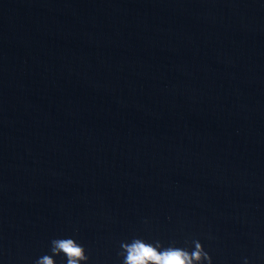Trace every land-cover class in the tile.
<instances>
[{
	"label": "water",
	"instance_id": "obj_1",
	"mask_svg": "<svg viewBox=\"0 0 264 264\" xmlns=\"http://www.w3.org/2000/svg\"><path fill=\"white\" fill-rule=\"evenodd\" d=\"M66 237L264 264V0H0V264Z\"/></svg>",
	"mask_w": 264,
	"mask_h": 264
},
{
	"label": "clouds",
	"instance_id": "obj_2",
	"mask_svg": "<svg viewBox=\"0 0 264 264\" xmlns=\"http://www.w3.org/2000/svg\"><path fill=\"white\" fill-rule=\"evenodd\" d=\"M195 247L165 246L161 241H149L134 237L130 242H122V264H214L212 255L200 240ZM63 257L64 264H86L89 261L86 247L74 237L54 238L50 253L44 254L35 264H57V257ZM244 264H250L248 257Z\"/></svg>",
	"mask_w": 264,
	"mask_h": 264
}]
</instances>
